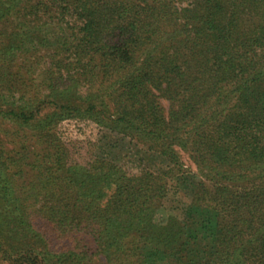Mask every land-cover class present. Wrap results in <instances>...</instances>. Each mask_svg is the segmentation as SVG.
Wrapping results in <instances>:
<instances>
[{"label":"trees","instance_id":"16d2710c","mask_svg":"<svg viewBox=\"0 0 264 264\" xmlns=\"http://www.w3.org/2000/svg\"><path fill=\"white\" fill-rule=\"evenodd\" d=\"M80 124L195 152L184 217L154 222L171 168L74 162ZM0 254L264 264V0H0Z\"/></svg>","mask_w":264,"mask_h":264},{"label":"rangeland","instance_id":"374dc122","mask_svg":"<svg viewBox=\"0 0 264 264\" xmlns=\"http://www.w3.org/2000/svg\"><path fill=\"white\" fill-rule=\"evenodd\" d=\"M160 102L165 112L168 113L170 106L168 101L160 99ZM83 127L86 128L87 135L85 136L89 139L84 142L79 141L74 145L75 148L72 146L74 162L86 165L91 158V150L95 144L97 146L93 147V154L102 158L103 161L112 162L124 168L129 173L141 172L164 178L171 168L173 172L167 175L164 182L166 183V196L163 206L156 209L154 222L161 225L171 217H184L185 210L192 203L190 189L186 186H190L188 182L192 180L193 175L200 176L202 172V160L195 152L187 151L182 145H174L173 150L177 156V164L171 165L167 158L148 150L144 145L131 138L111 132L104 127L98 128L94 125L90 127L83 125ZM194 185L197 186L196 181ZM4 261L3 264L12 262L11 260ZM99 264H105V261H101Z\"/></svg>","mask_w":264,"mask_h":264}]
</instances>
